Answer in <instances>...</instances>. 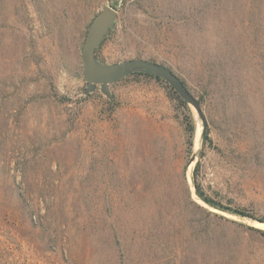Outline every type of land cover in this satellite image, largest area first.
<instances>
[{
  "label": "rangeland",
  "instance_id": "rangeland-1",
  "mask_svg": "<svg viewBox=\"0 0 264 264\" xmlns=\"http://www.w3.org/2000/svg\"><path fill=\"white\" fill-rule=\"evenodd\" d=\"M105 6L96 61L166 67L200 114L147 71L87 91ZM193 179L264 220V0H0V264H264V223Z\"/></svg>",
  "mask_w": 264,
  "mask_h": 264
},
{
  "label": "water",
  "instance_id": "water-1",
  "mask_svg": "<svg viewBox=\"0 0 264 264\" xmlns=\"http://www.w3.org/2000/svg\"><path fill=\"white\" fill-rule=\"evenodd\" d=\"M117 18L116 8L105 6L92 19L81 49L80 60L82 75L88 92L94 91L97 86L106 96L109 95L108 86L118 82L134 70L147 71L161 77L183 99L192 104L200 114L195 98L190 94L182 81L166 67L144 60H129L116 65H102L95 59V51L104 37L114 25Z\"/></svg>",
  "mask_w": 264,
  "mask_h": 264
},
{
  "label": "trees",
  "instance_id": "trees-1",
  "mask_svg": "<svg viewBox=\"0 0 264 264\" xmlns=\"http://www.w3.org/2000/svg\"><path fill=\"white\" fill-rule=\"evenodd\" d=\"M186 130L188 132V146L191 147L192 146L193 137H194V124L191 121H189V123L187 124ZM206 141L207 142L210 141L207 134L204 136V144H205ZM198 166H199V163L196 164V169L198 168ZM193 181H194L195 194H196L197 198L199 200H201L207 206H209V207H211L213 209H216L218 211L226 212V213H229L231 215H234V216H237V217H240V218H249V219H252V220H256V221H258L260 223H264V220L255 219V218H253L252 216H250L247 212H245L243 210L231 209V208H228V207H225V206L221 205L220 203H217V202L211 200L208 196H206L204 194V192L201 189L200 185L197 184V182H195L194 179H193ZM262 233L264 234V232H262Z\"/></svg>",
  "mask_w": 264,
  "mask_h": 264
}]
</instances>
